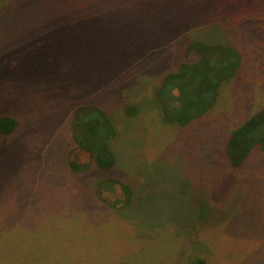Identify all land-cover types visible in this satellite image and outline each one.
I'll return each mask as SVG.
<instances>
[{
  "label": "rangeland",
  "instance_id": "rangeland-1",
  "mask_svg": "<svg viewBox=\"0 0 264 264\" xmlns=\"http://www.w3.org/2000/svg\"><path fill=\"white\" fill-rule=\"evenodd\" d=\"M219 1L0 0V115L18 121L0 144V264H264V151L236 172L224 155L230 129L264 105V0L253 16ZM220 15L244 19L226 35L238 75L203 117L162 125V76L186 41L225 39ZM85 102L114 119L110 171L68 169L69 118ZM106 178L129 183L134 203L103 204L116 196L98 191Z\"/></svg>",
  "mask_w": 264,
  "mask_h": 264
},
{
  "label": "trees",
  "instance_id": "trees-1",
  "mask_svg": "<svg viewBox=\"0 0 264 264\" xmlns=\"http://www.w3.org/2000/svg\"><path fill=\"white\" fill-rule=\"evenodd\" d=\"M219 4L222 11L227 9L229 12L230 8L244 10L249 16L262 9V0H220ZM217 20L220 21L219 30L225 39L193 38L186 41L181 46L179 61L174 70L162 76L155 91L162 125L187 126L203 117L213 110L221 91L238 75L243 55L232 42L226 40V35L228 36L229 28L235 22L241 24L244 19L242 17L233 23L230 17L220 15ZM122 110L125 115L132 117L137 113L138 107L128 103ZM17 126L18 121L13 116L0 115L1 145L6 144ZM68 127L73 145L67 152L66 161L71 172H86L91 165L103 171H110L115 167L117 159L112 141L117 129L112 115L106 109L97 103H78L72 109ZM256 151H264V105L231 128L224 142V155L228 167L234 172L241 169ZM263 179L256 180L259 183ZM97 188L98 191L108 189L116 194L113 199L105 198L99 193L98 199L111 208L124 209L135 201L132 186L121 179H101ZM262 195L260 199L264 200ZM198 211L197 218L203 219L209 215L210 209L205 203H200ZM175 240L177 241V237ZM144 245L150 244L141 242L140 246ZM137 246L136 248L140 247ZM54 249L61 254L60 249ZM143 250L140 248V253H145ZM187 261V264H210L200 255H191Z\"/></svg>",
  "mask_w": 264,
  "mask_h": 264
}]
</instances>
